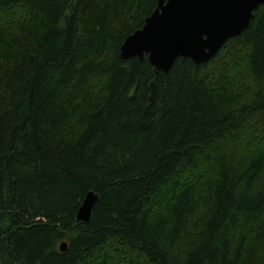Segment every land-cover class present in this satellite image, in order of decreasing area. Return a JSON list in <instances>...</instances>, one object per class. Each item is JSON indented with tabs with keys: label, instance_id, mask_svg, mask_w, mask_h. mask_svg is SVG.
Instances as JSON below:
<instances>
[{
	"label": "trees",
	"instance_id": "1",
	"mask_svg": "<svg viewBox=\"0 0 264 264\" xmlns=\"http://www.w3.org/2000/svg\"><path fill=\"white\" fill-rule=\"evenodd\" d=\"M157 2L0 0V264H264V5L150 104Z\"/></svg>",
	"mask_w": 264,
	"mask_h": 264
},
{
	"label": "water",
	"instance_id": "2",
	"mask_svg": "<svg viewBox=\"0 0 264 264\" xmlns=\"http://www.w3.org/2000/svg\"><path fill=\"white\" fill-rule=\"evenodd\" d=\"M264 0H158L143 26L120 46L122 60L147 56L153 67L148 102L157 94V75L167 73L178 58L199 65L209 61L231 38L245 31ZM98 195L88 192L75 221L88 224ZM67 244L62 242L60 250Z\"/></svg>",
	"mask_w": 264,
	"mask_h": 264
}]
</instances>
